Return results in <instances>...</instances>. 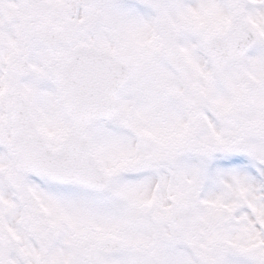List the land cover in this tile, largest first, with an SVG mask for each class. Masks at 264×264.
Segmentation results:
<instances>
[{"label":"snow or ice","instance_id":"6c2138e0","mask_svg":"<svg viewBox=\"0 0 264 264\" xmlns=\"http://www.w3.org/2000/svg\"><path fill=\"white\" fill-rule=\"evenodd\" d=\"M0 264H264V0H0Z\"/></svg>","mask_w":264,"mask_h":264}]
</instances>
